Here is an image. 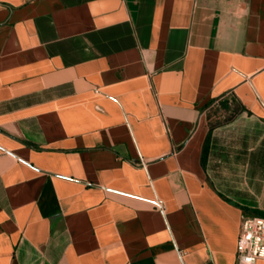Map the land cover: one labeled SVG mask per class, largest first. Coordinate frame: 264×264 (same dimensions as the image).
Returning <instances> with one entry per match:
<instances>
[{
  "label": "crops",
  "instance_id": "crops-1",
  "mask_svg": "<svg viewBox=\"0 0 264 264\" xmlns=\"http://www.w3.org/2000/svg\"><path fill=\"white\" fill-rule=\"evenodd\" d=\"M257 212L264 0H0V264H237Z\"/></svg>",
  "mask_w": 264,
  "mask_h": 264
},
{
  "label": "built area",
  "instance_id": "built-area-1",
  "mask_svg": "<svg viewBox=\"0 0 264 264\" xmlns=\"http://www.w3.org/2000/svg\"><path fill=\"white\" fill-rule=\"evenodd\" d=\"M156 205L162 208L160 201ZM264 258V217L243 214L236 244L237 264H254Z\"/></svg>",
  "mask_w": 264,
  "mask_h": 264
},
{
  "label": "rangeland",
  "instance_id": "rangeland-1",
  "mask_svg": "<svg viewBox=\"0 0 264 264\" xmlns=\"http://www.w3.org/2000/svg\"><path fill=\"white\" fill-rule=\"evenodd\" d=\"M236 105L229 101L228 107H225L221 102L211 104L206 111L207 117L213 124L216 123H227L236 115Z\"/></svg>",
  "mask_w": 264,
  "mask_h": 264
},
{
  "label": "trees",
  "instance_id": "trees-1",
  "mask_svg": "<svg viewBox=\"0 0 264 264\" xmlns=\"http://www.w3.org/2000/svg\"><path fill=\"white\" fill-rule=\"evenodd\" d=\"M223 105H224L225 107H228V105H227L226 103H224ZM207 139H208V135H207V137H206L205 143H206ZM203 158H204V157H203ZM203 160H204V159H203ZM252 215H258V216H262V217H264V212H257V213H253Z\"/></svg>",
  "mask_w": 264,
  "mask_h": 264
}]
</instances>
